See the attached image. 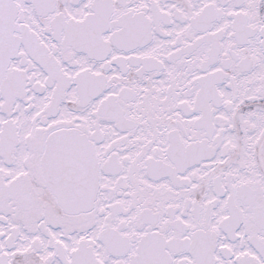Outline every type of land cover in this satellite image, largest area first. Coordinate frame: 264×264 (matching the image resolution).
Returning a JSON list of instances; mask_svg holds the SVG:
<instances>
[{
	"label": "snow or ice",
	"instance_id": "6c2138e0",
	"mask_svg": "<svg viewBox=\"0 0 264 264\" xmlns=\"http://www.w3.org/2000/svg\"><path fill=\"white\" fill-rule=\"evenodd\" d=\"M0 264H264V0H0Z\"/></svg>",
	"mask_w": 264,
	"mask_h": 264
}]
</instances>
